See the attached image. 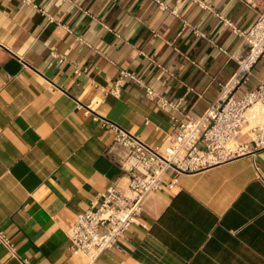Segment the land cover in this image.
Returning a JSON list of instances; mask_svg holds the SVG:
<instances>
[{
	"label": "crops",
	"instance_id": "crops-1",
	"mask_svg": "<svg viewBox=\"0 0 264 264\" xmlns=\"http://www.w3.org/2000/svg\"><path fill=\"white\" fill-rule=\"evenodd\" d=\"M161 1L168 9L152 0H0V231L11 244L0 241V264H87L72 255L67 231L99 193L125 182L118 150L107 154L110 124L162 149L177 115L128 77L118 96L102 88L125 70L198 119L246 49L218 16L247 28L264 8V0ZM260 81L264 57L237 95ZM262 125V109L249 110L239 139ZM141 221L146 228L130 227L96 264H264V149L196 172L167 170Z\"/></svg>",
	"mask_w": 264,
	"mask_h": 264
},
{
	"label": "built area",
	"instance_id": "built-area-1",
	"mask_svg": "<svg viewBox=\"0 0 264 264\" xmlns=\"http://www.w3.org/2000/svg\"><path fill=\"white\" fill-rule=\"evenodd\" d=\"M152 1L161 9H168L161 0ZM218 18L225 28L242 39L246 49L235 74L221 85L217 98L198 119L184 113L182 99L166 98L125 70L119 72V79L112 88H102L104 93L118 96L121 80L128 77L144 88L146 98L158 108H169L177 115L170 118L168 144L162 149H154L136 135L110 124L115 134L107 154H113V149L118 150L114 158L124 173L125 182L118 180L99 193L85 210L77 214L74 224L67 231L72 255L83 256L87 264H96L99 256L116 246L130 227L146 228L141 221L145 199L162 188L167 170L176 173L196 172L236 156L264 149V125L253 126L247 131L246 140L239 139L248 122L249 110H264V82L260 81L241 95L236 93L238 87L246 83L253 66L264 57V8L257 12L255 21L247 28H240L222 16ZM187 25L194 34L206 38L203 32ZM77 41L85 43L81 38H77ZM49 54L58 58V63L64 61L55 48H50ZM75 73L79 71L75 70ZM176 183L175 176L166 187L173 189ZM0 241L11 248L2 231ZM21 264L30 262L22 259Z\"/></svg>",
	"mask_w": 264,
	"mask_h": 264
},
{
	"label": "bare ground",
	"instance_id": "bare-ground-1",
	"mask_svg": "<svg viewBox=\"0 0 264 264\" xmlns=\"http://www.w3.org/2000/svg\"><path fill=\"white\" fill-rule=\"evenodd\" d=\"M255 114H256V113H255L254 111H251V113H250V117H249V118L252 119V118L255 116Z\"/></svg>",
	"mask_w": 264,
	"mask_h": 264
},
{
	"label": "rangeland",
	"instance_id": "rangeland-1",
	"mask_svg": "<svg viewBox=\"0 0 264 264\" xmlns=\"http://www.w3.org/2000/svg\"><path fill=\"white\" fill-rule=\"evenodd\" d=\"M257 109H260V108H257ZM262 112H264V110H262Z\"/></svg>",
	"mask_w": 264,
	"mask_h": 264
}]
</instances>
